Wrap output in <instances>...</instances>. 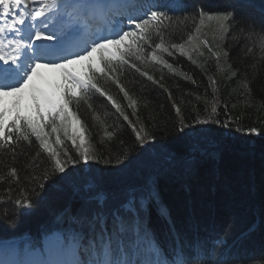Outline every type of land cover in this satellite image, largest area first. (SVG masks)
<instances>
[{"label":"trees","instance_id":"16d2710c","mask_svg":"<svg viewBox=\"0 0 264 264\" xmlns=\"http://www.w3.org/2000/svg\"><path fill=\"white\" fill-rule=\"evenodd\" d=\"M157 2L179 5L169 12L173 20L164 22V46L185 41L197 29L200 22L193 14L199 10L231 11L236 19L226 56L237 78L230 79L231 70L218 69L207 55L202 69L184 54H162L153 32L155 43L142 46L140 59L132 52L125 57L127 64L113 61L115 71L106 70L101 80L128 120L94 91L68 105L95 160L69 162L67 175L58 173L63 179L54 183L43 180L53 162L35 136L30 135L31 143H19L14 161L10 153L0 152V172L15 166L19 176L0 184V241L29 235V246L38 248L43 234L53 231L68 240L75 231H88L98 212L149 186L166 215L153 205L147 225L167 251L195 250L190 264H264V11L245 0ZM152 52L157 60L151 59ZM237 79L248 84L247 91L237 89ZM141 128L148 133L143 143L136 139ZM44 132L62 161L65 151L79 158V139L75 145L71 139L56 144L48 125ZM98 193L106 196L104 205L95 199ZM22 196L31 199L30 208L15 205Z\"/></svg>","mask_w":264,"mask_h":264},{"label":"snow or ice","instance_id":"6c2138e0","mask_svg":"<svg viewBox=\"0 0 264 264\" xmlns=\"http://www.w3.org/2000/svg\"><path fill=\"white\" fill-rule=\"evenodd\" d=\"M59 0H0V152L10 153L11 159H16V149L21 141L31 143L30 135L40 141V147L48 152L52 158V172H45L43 180L54 183L63 177L58 173L67 175L66 165L71 162L75 165L80 159L85 164L96 159L90 154L89 147L85 144L84 135L76 128L78 120L72 125L73 135L70 137L73 145L79 139L77 146L79 158L64 152L65 159L62 161L61 154L48 142V133L44 132L43 114L47 111L51 118L52 132L57 133L55 122L59 119L61 126L65 127L69 116L68 105L73 100L80 101L90 92L99 93L128 120V116L120 111V105L111 95H108L101 86V80L108 72L115 71L113 61L128 63L125 59L129 53L135 52L136 59H140L142 46L152 41V33L155 32L160 43H155V48L172 53L165 48L161 32L165 28V21L171 22L174 18L169 12L175 13L179 5L168 6L160 4L157 0L148 5L143 0H83L81 3L66 2L65 7L70 8L69 16L74 14L95 12L114 16H124L134 25V30H125L121 24H117L108 36H101L91 41L90 47L85 46L75 57L69 59L63 57V62L50 60L40 63V56L33 55L42 49L34 46V41H46L53 39V35H45L46 13L56 8ZM38 7H34L35 5ZM168 7V11L162 10ZM200 24L214 21L220 32L226 31V25L231 26L236 19L231 11L218 13H206L203 9L193 14ZM39 18H45L40 20ZM37 21L40 26L37 27ZM86 22V21H85ZM138 30V31H137ZM200 29L197 28L196 31ZM260 31L264 34V23L260 25ZM6 33L8 35H6ZM11 36V38H8ZM189 40L193 37L189 36ZM127 42V43H126ZM206 43V42H205ZM170 47L179 49L184 54L183 44L171 43ZM110 49H113L110 51ZM100 52V63H95L93 54ZM104 53H108L105 57ZM152 60H157L155 52L151 54ZM80 61H88L85 65L88 70L77 72L69 69V65L78 64ZM6 66V67H5ZM136 67L135 64L131 65ZM170 67V65H169ZM52 68L61 70V82L56 83L46 77L40 70ZM140 71L139 68L136 69ZM147 75V73H143ZM151 80L152 77L148 76ZM120 91L129 98V93L122 85H118ZM135 104V101H131ZM91 107V105H89ZM35 110V116L32 112ZM179 112V108L176 109ZM213 113L216 108L212 109ZM14 113L9 120L8 114ZM208 121H200L207 123ZM135 130V129H134ZM253 131H255L253 129ZM143 133V135H142ZM109 137L112 132H107ZM148 133L141 128L136 131V139L144 142ZM151 138V137H149ZM56 144H62L57 135ZM106 160L105 163H110ZM123 163V161H120ZM19 179L17 169L12 166L4 172H0V184L9 185L12 180ZM45 185L41 183L40 188ZM10 191V187L8 189ZM95 199L101 204L106 203V196L98 193ZM15 205L21 209L32 206L31 199L20 197L15 200ZM157 207L158 213L166 215V209L158 204L157 193L149 186L130 192L117 205L96 214L95 222L88 231H75L68 240L67 246L74 257L72 264H190L196 257L193 249H185L183 246L167 251L159 242L154 231L148 227L147 221L152 206ZM50 243L53 247H64L65 240L54 236ZM19 248L12 243L0 241V264H26L23 259H18ZM27 256L39 255L38 251H29L25 247ZM31 264H47L45 261H35Z\"/></svg>","mask_w":264,"mask_h":264},{"label":"rangeland","instance_id":"374dc122","mask_svg":"<svg viewBox=\"0 0 264 264\" xmlns=\"http://www.w3.org/2000/svg\"><path fill=\"white\" fill-rule=\"evenodd\" d=\"M245 1L252 2L256 6H258L260 9L264 10V0H245ZM59 6H61V4ZM57 8L58 7H56V9ZM39 19L42 20L41 18H39ZM36 23H37V27H39L40 26L39 21H37ZM197 28H199L200 30L199 31L195 30L190 35L193 37L192 40H189L187 38L185 41L180 40L178 42V44L184 45V48H183L184 55H186L194 64L200 66L202 69L206 68V65H204L205 61H203V57L204 56L206 57V55H207L208 57L212 58V60L215 62V64H217L218 69H222L224 71H227L228 69L231 70V73L229 74V76H233V77H231L230 79L234 78V75H235V78H237V73H235V71H233L231 69L229 61H228V56H226V54H227L226 42H227L228 35L230 32V26L226 25L227 30L224 32H220L217 29V26H216L214 21H208L207 19H205V22L203 24H199V26ZM47 29H52V28H45L44 29L45 35L52 34L51 31H46ZM53 29H55V28H53ZM165 48H168V50L170 52H174L175 54H177V53L181 54V51L179 49H173L169 45L168 46L166 45ZM111 50H113V49H110V51ZM159 50L162 54H163V52H165L162 49H159ZM206 51H209L210 56H209V53H207ZM166 53H168V52H166ZM100 55H101L100 52L93 54V60L95 63H100V61H99ZM104 55H105V57H107L108 53H104ZM47 62L48 61H41L40 63H47ZM87 64H88V61H80L78 64L69 65L68 67H69V69L75 70L77 72H80L81 70L86 72L88 69L84 66ZM40 71L46 77L52 79L54 82H56V83L61 82V70L60 69L42 68ZM234 82L236 84L237 89L247 91V89L245 87V85L247 84L246 82H244L240 79H237V81L234 80ZM246 86H248V84ZM32 114H33V116H35V110L34 109H33ZM12 115H14V113L8 114L9 120H10ZM43 116H44V119L41 122L45 126L48 125V127L50 129V133L55 134L56 138H57V135H59L62 142L67 141V139H71L70 137L73 135L72 125H73L74 121H76V118L74 116H68V118H67V121H66L67 133H68L67 135H65V127L61 126L59 119H57L55 122V126L58 128V132L54 133V132H52V127L54 125L52 123L51 118L48 117L47 111H45ZM75 126L78 129V131L81 132L80 122L78 124H76ZM54 236H59L61 238L62 235L60 233H57V234H54V235L52 234L50 236L45 237V239L43 240V249L42 250H36V251H38L39 255L28 256V259L31 260L30 262L45 261L44 258H46L45 257L46 255H49L53 250H59L60 249V247H53L50 243V240ZM15 245H17L19 247V241H17L15 243ZM62 252H64L65 255L63 257L64 261L61 264L70 262V258L72 256V252H71L70 248H67V249L64 248ZM18 256H19V254H18ZM52 260H54V259H52Z\"/></svg>","mask_w":264,"mask_h":264},{"label":"bare ground","instance_id":"6f19581e","mask_svg":"<svg viewBox=\"0 0 264 264\" xmlns=\"http://www.w3.org/2000/svg\"><path fill=\"white\" fill-rule=\"evenodd\" d=\"M48 47H50V45H43V50L45 51L44 53L45 54H47V53H49L50 52V50H48L49 48ZM12 244H15L16 243V241H14V242H11Z\"/></svg>","mask_w":264,"mask_h":264}]
</instances>
